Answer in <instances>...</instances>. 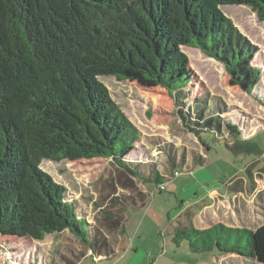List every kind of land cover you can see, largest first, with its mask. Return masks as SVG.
Returning a JSON list of instances; mask_svg holds the SVG:
<instances>
[{
    "label": "trees",
    "instance_id": "16d2710c",
    "mask_svg": "<svg viewBox=\"0 0 264 264\" xmlns=\"http://www.w3.org/2000/svg\"><path fill=\"white\" fill-rule=\"evenodd\" d=\"M234 5L249 6L264 22V0H0V236L42 242L68 231L95 251L99 236L92 237L88 220L66 188L42 170L43 161L111 159L134 178L157 181L158 190L167 185L178 173V162L169 155L172 165L162 174L153 164L135 160L141 132L100 77L161 87L176 99L188 123L183 107L192 71L181 48L191 47L221 62L235 85L252 95L261 70L250 66L255 48L221 9ZM189 107L198 126H188L191 133L226 142L217 135L219 118L207 117L204 106ZM227 127L235 138L241 136L237 127ZM156 149L162 153L164 148L158 144ZM147 201L141 193L139 204L133 200L130 208ZM111 220L122 235L124 218ZM214 231L227 234L218 238L220 255L264 264V225L255 231L218 225L173 233L178 245L185 241L201 252L215 243L205 242L201 250L202 243L192 242L190 235ZM243 232L251 243L245 254L238 245ZM222 239L234 247H224ZM101 248L107 249L101 256L114 254L104 241Z\"/></svg>",
    "mask_w": 264,
    "mask_h": 264
},
{
    "label": "rangeland",
    "instance_id": "374dc122",
    "mask_svg": "<svg viewBox=\"0 0 264 264\" xmlns=\"http://www.w3.org/2000/svg\"><path fill=\"white\" fill-rule=\"evenodd\" d=\"M221 9L255 48L250 66L260 69L261 75L253 94L235 85L221 62L191 47L181 48L189 57L192 71L183 107L188 123L183 120L176 99L161 87L148 89L134 81L100 77L113 100L141 132L135 160L148 166L153 164L155 170L167 174L172 155L178 162L173 163L174 172L180 175L173 176L165 191L159 192L157 181L134 178L111 159L43 161L42 170L66 188L68 198L86 217L92 237L97 234L99 242L91 251L68 231L50 235L42 242L0 236V264H258L243 256L220 255L218 238L227 236L226 233L190 235L192 242L202 243L201 250L203 243H215L212 250L201 252L194 251L185 241L178 245L179 238L173 233L179 227L205 231L212 223L251 231L264 225V22L249 6ZM198 105L205 107L207 117L219 118L222 132L217 135L229 144L215 142L203 133L202 139L209 146L190 132L188 126H198L195 117L190 118L187 112L189 106L201 108ZM227 123L241 131L238 141ZM158 144L164 148L162 153L156 149ZM199 157L203 163L195 166L193 173L180 164L183 161L191 167ZM197 184L217 188L225 196L223 204H215L220 210L213 208L208 220H202L200 213L204 205L215 203L213 199L195 206V215L182 211L200 200L195 197ZM141 193L148 196L146 205L130 208L133 200L139 204ZM116 217L120 221L124 218L122 235L112 223L111 218ZM241 235L243 241L238 245L245 254L251 243L247 234ZM103 241L114 254L101 256L107 253V249L101 248ZM221 243L224 247L235 245L223 239Z\"/></svg>",
    "mask_w": 264,
    "mask_h": 264
},
{
    "label": "crops",
    "instance_id": "0c3cea01",
    "mask_svg": "<svg viewBox=\"0 0 264 264\" xmlns=\"http://www.w3.org/2000/svg\"><path fill=\"white\" fill-rule=\"evenodd\" d=\"M237 139V141H238V138H236ZM207 144V143H206ZM208 149H209V146H208ZM191 168H193L192 169V171L191 172H189V173H193L194 171H195V166H191ZM180 175V173L177 175V176H179ZM197 175V173L196 174H194V176H196ZM174 176V175H173ZM177 176H174V177H177ZM195 183H197V180L195 179ZM197 189H196V196L195 197H199L200 198V200H198V201H195V202H193L189 207H183V209H182V211H184V213L186 212L188 215H195L196 214V210L194 209L195 208V206L197 207V206H199V205H201L200 203H205L206 202V200L207 199H213L214 201H215V203L214 204H211V205H204L203 207H202V212L200 213V217H201V219L202 220H208V218H210V215H209V213H210V211L211 210H213V208H215L216 207V205H219V204H223L224 203V198H225V196L224 195H222V194H220V192H219V190L216 188H210L209 189V187L208 186H204V188H202V187H200L198 184H197ZM209 186H211V185H209ZM200 187V188H199ZM258 189V187L256 188V190ZM255 195V194H254ZM259 196V195H258ZM196 198V199H197ZM227 201V200H226ZM216 204V205H215ZM216 209L219 211L220 210V208L219 207H216ZM183 215V214H182ZM213 224V226L211 227V228H213L214 226H218V225H216V224H214V223H212ZM224 226V225H223ZM226 227V226H225ZM179 228H184V227H179ZM210 228V229H211ZM177 229V228H176ZM175 229V230H176ZM233 229V228H232ZM240 229V228H239ZM244 229V228H243ZM207 230H209V229H207ZM244 230H248V229H244ZM206 231V230H205ZM202 232V231H201ZM230 256V255H229ZM236 256H239V255H236Z\"/></svg>",
    "mask_w": 264,
    "mask_h": 264
},
{
    "label": "built area",
    "instance_id": "2783aa9c",
    "mask_svg": "<svg viewBox=\"0 0 264 264\" xmlns=\"http://www.w3.org/2000/svg\"><path fill=\"white\" fill-rule=\"evenodd\" d=\"M179 173H176L175 175L177 176ZM165 188H166V186H162V187H160V191H164L165 190Z\"/></svg>",
    "mask_w": 264,
    "mask_h": 264
},
{
    "label": "water",
    "instance_id": "95a60500",
    "mask_svg": "<svg viewBox=\"0 0 264 264\" xmlns=\"http://www.w3.org/2000/svg\"><path fill=\"white\" fill-rule=\"evenodd\" d=\"M196 50V49H195Z\"/></svg>",
    "mask_w": 264,
    "mask_h": 264
}]
</instances>
